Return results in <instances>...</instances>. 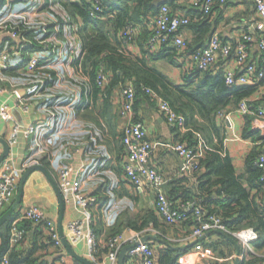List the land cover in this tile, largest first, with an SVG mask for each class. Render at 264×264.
<instances>
[{
  "label": "crops",
  "instance_id": "crops-1",
  "mask_svg": "<svg viewBox=\"0 0 264 264\" xmlns=\"http://www.w3.org/2000/svg\"><path fill=\"white\" fill-rule=\"evenodd\" d=\"M64 1L5 0L0 6V53L14 51L13 44L7 43L3 32L14 28L21 37L20 41L32 43L39 57V65L34 73L25 69L26 55L19 53L9 57L10 69H0V86L5 90L0 93V110L14 103H23L25 90L33 83L42 82L43 85L41 92L30 99L28 113L13 111V121L0 118V137L6 140L14 123L23 128L35 126L32 135H18L16 143L10 146L8 157L13 158L15 164L24 170L32 165H43L56 182L62 170H70V177L78 182L80 193L93 199L88 206L90 218L84 222V229L96 232V252L90 251L84 239L76 243L69 239L67 223L83 219L79 201L73 196L64 201L61 222L63 232L73 251L94 264H108L105 245L112 233L118 229L141 227L146 222L141 231L153 229L172 243L170 245L173 247L191 243L194 240H186L184 230H179L178 226L171 227L160 219L155 208L154 193L136 192L127 179L123 166L125 150L122 135L129 120L120 113L121 90L116 87L105 98L103 95L93 96L88 75L77 61L83 52L77 31L80 20L65 18L62 7ZM165 5L172 14L178 16L187 17L192 11L198 10L193 7L192 0H166ZM155 7L159 9L161 5ZM254 17L251 2L226 0L224 4L215 5L208 16L213 30L211 34L216 33L223 42L234 44L246 22ZM183 34L186 41L193 38L187 27L183 28ZM209 37L201 47H204ZM127 48L132 56L140 55L136 45H128ZM259 56L257 47L250 48V62L257 63ZM178 59L175 65L162 60L154 63L176 86L187 82L185 74L188 72L186 66L189 65L187 56L181 54ZM223 69H237L233 56L218 61L211 71ZM240 72L242 70L237 69V73ZM257 84L249 85L256 87L257 91L250 97L259 99L264 107V96L261 95L264 87ZM225 115L228 119L222 120L223 153L231 158L236 173L242 174L246 155L259 144L258 141L242 136L243 116L236 109H231ZM134 116L142 122L146 138L151 143L147 163L166 179L167 191L174 179L183 174L188 175L181 171L182 160L173 150V145L181 138L180 134L169 127L153 100L138 101ZM257 123L264 137V121ZM2 150L0 144V153ZM17 191L18 187L15 197ZM251 192L257 196L256 203L264 209V186L259 191L252 188ZM33 205L41 209L57 226L60 213L58 199L47 178L38 171L28 176L18 211ZM7 208H0V216ZM26 224L27 236L14 248L15 253H32L40 261L50 264H58L60 261L62 264H80L63 246L57 248L48 241V234L42 224ZM256 235L259 240L253 241L251 248L235 239L240 249L237 264H264V234ZM151 244L155 264H159V253H163L166 247L158 243ZM236 254V248L229 240L212 233L202 242L184 251H176L173 256L174 262L178 264H235ZM125 264H129L127 258Z\"/></svg>",
  "mask_w": 264,
  "mask_h": 264
},
{
  "label": "trees",
  "instance_id": "trees-1",
  "mask_svg": "<svg viewBox=\"0 0 264 264\" xmlns=\"http://www.w3.org/2000/svg\"><path fill=\"white\" fill-rule=\"evenodd\" d=\"M102 1V11L95 16H90L92 10L90 0H66L62 3L65 18L80 20L77 31L83 45V52L77 61L83 72L88 75L93 96L103 95L105 98L112 89L118 87L122 90L124 85L132 83L135 89L133 121H139L134 116L138 101L152 100L145 93V89H149L166 101L176 114L185 119V128L188 129L182 132L179 128H174L181 137L176 143H186L190 147H195L197 138L194 133L197 132L209 146L192 174H183L170 183L166 193L173 206L179 208L180 205L197 203L206 215L219 217L232 231L251 228L259 235L264 234V209L256 203L257 196L251 192L252 188L259 191L264 186V183L260 182L263 171L255 165L261 147H264V137L261 136L263 130L257 123L259 120L254 115H242V136L258 141L259 144L246 155L242 174L236 173L231 158L224 155L222 147L224 135L222 114L231 109H237L243 100L247 101L252 108H264L259 99L250 97L257 93L256 87H230L225 84L223 71L201 72L195 68L186 72V83L176 86L154 65L156 61L161 60L175 65L181 54L188 56L201 49L213 31L208 16L213 7L220 3L216 2L210 13L204 17L201 16V10L196 7L194 8L198 10L192 11L191 15L187 16L190 21L187 29L193 38L189 41L185 40V49L180 50L173 44L166 43L160 49L151 51L146 47V42L151 37V31L146 24L149 17L156 15L159 10L158 7L153 6V0ZM130 25L137 28V33L127 44L124 43L126 39L123 30ZM25 35L29 36V34ZM128 45H136L140 55L134 57L128 53L126 50ZM100 69L109 78L104 89L99 88L96 83V76ZM257 85L264 87V77ZM261 95L264 96V93ZM10 222L0 227V264L5 254L8 255L12 264L48 263L40 261L39 257H34L32 253L25 255L15 253L14 248L17 245L10 247L9 244ZM26 223L32 222L21 223L20 226L25 232L23 240L28 233ZM146 224L147 222L141 227L128 228L140 231ZM195 225L194 217L189 212L183 222L169 226H178L177 228L184 230V235L188 236ZM188 229L191 231L186 232ZM123 230L118 229L109 238L120 234ZM47 236L48 241L59 248L51 237ZM105 250L107 252L108 248L106 247ZM175 252L174 249L166 247L163 253H159V264H173Z\"/></svg>",
  "mask_w": 264,
  "mask_h": 264
},
{
  "label": "built area",
  "instance_id": "built-area-1",
  "mask_svg": "<svg viewBox=\"0 0 264 264\" xmlns=\"http://www.w3.org/2000/svg\"><path fill=\"white\" fill-rule=\"evenodd\" d=\"M92 10L90 16H95L102 11V0H90ZM251 2L254 7L255 17L249 19L243 32L234 44L223 42L216 33L211 34L208 41L201 49L190 53L187 56L189 65L187 70L195 68L201 72L212 70L218 61L229 59L233 56L237 69L242 72L237 73L236 70L223 69L225 84L227 86H249L254 85L264 77V0H245ZM218 2L224 4L226 0H192L193 7L201 10V16L208 15L213 5ZM189 18L186 16H178L171 14L169 7L165 4L161 5L156 15L149 17L146 26L151 31V37L146 42V47L151 51L160 49L163 44L171 43L178 49L186 48L183 28L189 24ZM4 32V37L8 40L7 43L13 42L14 51H3L0 53V69L8 70L12 66L9 64V57L12 54H25L24 67L29 73H34L39 65V57L36 55V49L32 43L21 42V37L18 31L14 28L7 29ZM137 33V28L127 26L123 30L125 36L124 43H129L132 37ZM9 43V44H10ZM253 46L257 47L260 56L257 63L250 62L249 50ZM254 78V79H253ZM109 78L107 74L100 69L96 76L97 86L104 89L108 84ZM42 89V82H35L25 90V101L23 103H14L12 106H6L0 110V118L13 121V111L28 113L30 99L39 94ZM4 88L0 86V93L4 92ZM145 93L149 95L156 103V108L164 117L166 123L171 128H179L182 132L188 131L185 128V119L176 114L169 104L161 99L156 93L145 89ZM121 107L120 113L128 117V124L124 128L122 143L125 149L124 171L127 179L136 192L152 191L155 195V208L162 221L168 225H177L183 222L189 212L192 213L195 220V227L187 236L186 240L198 239L205 233L213 230H219L227 233L233 238L239 240L243 245L251 248L253 241L257 239V235L251 228L242 229L239 231L230 230L222 220L215 215H206L203 208L197 203H188L180 205L179 208L173 206L169 200L165 185L166 179L157 172L154 168L148 165V155L151 149V143L146 138L141 121H133V105L135 101V89L132 83L124 85L120 93ZM237 112L240 115H254L259 121H264V108H252L247 101L243 100L237 107ZM223 121L228 117L225 114L221 115ZM258 121V122H259ZM35 132V126L29 125L23 128L17 123H14L12 132L7 138L10 146L16 143L18 135L28 137ZM197 145L190 147L186 143H175L173 150L182 160L181 171L190 175L199 165V159L204 152L209 149L202 136L195 132ZM255 165L263 171L260 182L264 183V147L255 161ZM24 168L15 164L13 158L6 157L0 162V208L9 207L15 197L20 177ZM70 170L64 169L60 172L57 179L59 190L64 201L73 196L78 201L82 208L83 219H74L67 223V231L69 239L73 242L86 240L88 247L92 253H95L98 248L97 234L91 230L84 229V222L90 218L88 206L93 199L86 198L79 191V184L70 177ZM24 221L42 224L47 234L54 241L55 245L61 247L57 226L55 222L50 220L45 213L37 206H28L23 210L17 211L10 223L9 244L10 247L18 245L25 234L20 224ZM157 235V231L150 229L144 231H135L130 228L123 230L120 234L111 237L106 242L107 262L108 264H116L118 254L121 247L124 245H133L127 252L129 264H155L154 250L151 242H142L144 235ZM163 238L162 236H160ZM166 240V238H163ZM167 241V240H166ZM62 264L60 261L58 264ZM1 264H12L5 254L1 259ZM50 264V263H46ZM173 264H178L174 262Z\"/></svg>",
  "mask_w": 264,
  "mask_h": 264
},
{
  "label": "water",
  "instance_id": "water-1",
  "mask_svg": "<svg viewBox=\"0 0 264 264\" xmlns=\"http://www.w3.org/2000/svg\"><path fill=\"white\" fill-rule=\"evenodd\" d=\"M4 0H0V5L3 3ZM166 0H155L153 2V5L155 6H160L165 4ZM17 113V111H15ZM0 144L3 147L2 152L0 153V162L2 160H4L6 157L9 156L10 153V145L8 144L7 140L5 138L0 137ZM41 172L49 181L50 185L52 186V189L55 192V195L58 199V203H59V208H60V213H59V218H58V223H57V229H58V234H59V238L61 241L62 246L66 249V251L68 252V254L75 259L76 261H78L80 264H94L88 260H86L85 258L77 255L71 245L69 244L68 240L65 238L64 232H63V228H62V217H63V209H64V199L62 197V194L59 190L58 184L57 182L53 179V177L50 175V173L47 171V169L43 166V165H32L28 168H26L21 177H20V181H19V185H18V191H17V195L13 201V203L7 208V210L0 216V227L2 225H4L6 222L10 221L14 215L17 213L21 200H22V194H23V187L24 184L28 178V176L35 172ZM212 233H215L217 235H220L224 238H226L227 240H229L236 248L237 254H236V260H235V264H237L238 259H239V255H240V249H239V245L237 244V241L235 240V238H233L232 236L228 235L227 233L223 232V231H219V230H213V231H209L207 233H205L202 237L195 239L194 241H192L191 243L184 245V246H178V247H173L170 245V243L168 241H166L165 239H162L160 237H158L157 235H145L142 237L141 241L142 242H153V243H158L161 245H164L165 247H170L176 251H184L200 242H202L205 238H207L209 235H211ZM133 247V245H127L125 247H123L121 249V251L118 254V258H117V263L116 264H125L126 258H127V252Z\"/></svg>",
  "mask_w": 264,
  "mask_h": 264
},
{
  "label": "rangeland",
  "instance_id": "rangeland-1",
  "mask_svg": "<svg viewBox=\"0 0 264 264\" xmlns=\"http://www.w3.org/2000/svg\"><path fill=\"white\" fill-rule=\"evenodd\" d=\"M6 209V208H5Z\"/></svg>",
  "mask_w": 264,
  "mask_h": 264
}]
</instances>
